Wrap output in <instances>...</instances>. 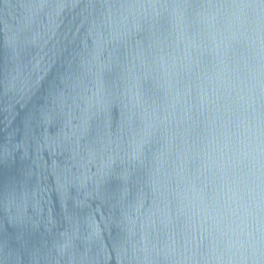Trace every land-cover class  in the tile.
I'll use <instances>...</instances> for the list:
<instances>
[{
	"label": "water",
	"instance_id": "1",
	"mask_svg": "<svg viewBox=\"0 0 264 264\" xmlns=\"http://www.w3.org/2000/svg\"><path fill=\"white\" fill-rule=\"evenodd\" d=\"M0 264H264V0H0Z\"/></svg>",
	"mask_w": 264,
	"mask_h": 264
}]
</instances>
